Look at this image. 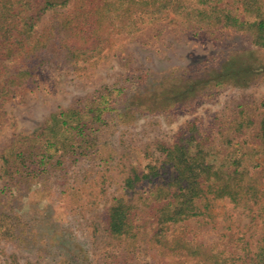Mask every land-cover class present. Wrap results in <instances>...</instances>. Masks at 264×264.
<instances>
[{"label": "rangeland", "instance_id": "374dc122", "mask_svg": "<svg viewBox=\"0 0 264 264\" xmlns=\"http://www.w3.org/2000/svg\"><path fill=\"white\" fill-rule=\"evenodd\" d=\"M132 1L144 0H69L43 13L27 43L0 60L1 86L7 76L34 67L33 48L44 58L57 54L53 64L38 67L0 99V213L12 222L11 236L0 239V264H199L161 251L150 241V227L132 250L105 231L115 198L136 205L139 220L148 218L139 198L147 196L151 184L126 191L123 180L133 169L159 164L157 147L179 143L191 129L202 148L219 159H236L251 175L263 171L264 191V157L255 140L264 101V47L253 46L248 33L172 13L139 21L132 33L121 31L127 18L116 13ZM233 2L224 5L241 14ZM102 5L110 13L99 19L101 32L89 47L99 49V35L108 32L104 47L63 65L60 49L69 40L82 45L74 38L77 26L86 21L87 11ZM185 6L198 5L185 0ZM236 56L256 70L245 86L226 79L224 68ZM169 90L178 95L173 101L186 90L192 93L169 108H149ZM96 109L102 112L100 121L91 113ZM72 111L84 115L80 128L77 119L64 115ZM242 112L254 124L238 134L232 124ZM52 116L65 123L60 120L59 138L67 139V147L50 155L52 140L42 133L53 124ZM161 176L166 179L169 170L162 169ZM256 208L216 200L204 216L168 225L165 236L222 251L235 264H253L264 245V218Z\"/></svg>", "mask_w": 264, "mask_h": 264}, {"label": "trees", "instance_id": "16d2710c", "mask_svg": "<svg viewBox=\"0 0 264 264\" xmlns=\"http://www.w3.org/2000/svg\"><path fill=\"white\" fill-rule=\"evenodd\" d=\"M69 0H0V60L8 58L20 49L31 36V32L39 17L47 10L65 7ZM197 7H186L185 0H144L132 1L123 12L116 13L117 17L127 23L120 25L121 31L132 33L140 21L159 19L163 14L172 13L181 20L198 22L210 27L221 26L238 32L248 33L251 43L255 47H264V0H233L239 4L241 14H238L224 5L225 0H196ZM106 5L87 11L86 21L77 26L74 38L82 40L68 41L62 50V64L85 60L92 57L94 50H102L109 35L108 32L100 38L99 49H91L92 38L101 32L100 18L110 13ZM116 11V10H115ZM111 30L116 29L110 24ZM109 31V32H112ZM82 46H85L86 49ZM29 55V53H27ZM32 69L16 72L7 76L0 86V99L8 97L17 86L38 71V67L45 63L56 61L57 54L44 58L38 55V49L30 51ZM227 82L231 81L237 86H245L256 77L254 67L243 63L239 57L231 59L224 68ZM258 70V69H257ZM191 90H186L181 101L189 95ZM177 94L169 90L158 101L150 103V109L169 108L174 106L173 97ZM175 98V97H174ZM147 106V107H148ZM260 120L255 133V140L262 149L264 157V101L260 103ZM93 118L101 120L102 112L93 110ZM67 115L71 120L77 119L76 128H80L83 114L72 111ZM60 115L61 117L64 116ZM73 117V118H71ZM52 125L46 126L43 136H50L52 143L48 145L50 155L54 151H65L67 139H60L61 118L52 116ZM64 123V121L61 120ZM254 121L246 112L240 113L238 119L232 124L235 133L252 126ZM62 125V123H61ZM46 132V134L44 133ZM195 131L190 130L179 143L173 145H159L157 150L162 157L155 164H148L142 172L133 169L123 180L126 191L151 184L146 197H140L143 205L141 213L147 212L148 218L139 220L138 207L124 198H115L106 212L107 234L115 240L127 242V248L134 249L138 236L147 227L151 229L150 241L166 254L177 256L185 260H196L199 264H235L231 258L225 257L222 251L207 248L203 245H194L184 240L173 238L168 240L165 236L168 225H175L185 220L204 216L216 200L227 199L235 205L252 204L257 207L260 218H264V191L260 189L263 171L251 175L246 168H242L240 161L233 159L227 161V155L219 157L202 148L197 142ZM45 134V135H44ZM66 141V142H65ZM21 155L16 156L19 158ZM49 157V156H48ZM46 157V158H48ZM44 157V159H46ZM232 160V159H231ZM169 170V176H161L162 169ZM11 219L8 215L0 213V239L9 238L12 234ZM253 264H264V245L257 248L252 260ZM102 264H113L112 261H103Z\"/></svg>", "mask_w": 264, "mask_h": 264}]
</instances>
